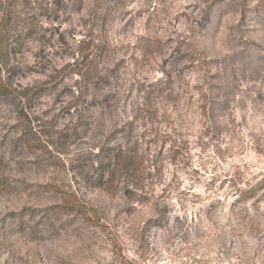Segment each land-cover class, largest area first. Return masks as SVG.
<instances>
[{"label":"rangeland","instance_id":"374dc122","mask_svg":"<svg viewBox=\"0 0 264 264\" xmlns=\"http://www.w3.org/2000/svg\"><path fill=\"white\" fill-rule=\"evenodd\" d=\"M2 2L0 264H264V0Z\"/></svg>","mask_w":264,"mask_h":264},{"label":"trees","instance_id":"16d2710c","mask_svg":"<svg viewBox=\"0 0 264 264\" xmlns=\"http://www.w3.org/2000/svg\"><path fill=\"white\" fill-rule=\"evenodd\" d=\"M3 8V2L0 0V11ZM5 42L3 39L0 38V63L1 59L3 57V54L5 53ZM85 59V55L82 57ZM93 60L89 61V64L92 63ZM7 89V86L5 82L0 78V94H2L3 91ZM135 157L132 155L129 151H120L116 154H108L105 156L104 161L106 162V173L109 174V176L113 177L116 175V173L120 170H135V169H141L142 166H139L136 168L134 163ZM109 180V179H108ZM264 188V186H263Z\"/></svg>","mask_w":264,"mask_h":264}]
</instances>
